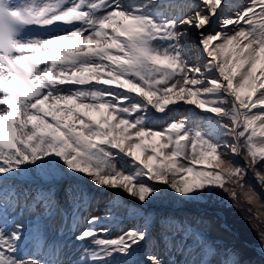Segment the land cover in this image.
Masks as SVG:
<instances>
[{"label": "snow or ice", "instance_id": "snow-or-ice-1", "mask_svg": "<svg viewBox=\"0 0 264 264\" xmlns=\"http://www.w3.org/2000/svg\"><path fill=\"white\" fill-rule=\"evenodd\" d=\"M249 172L264 189V0H0V264H164L140 259L157 230L169 251L181 235L183 264H254L188 219L145 211L222 194L260 205ZM70 177L122 191L141 222L114 233L111 202L81 215L91 198L72 185L69 221L58 182Z\"/></svg>", "mask_w": 264, "mask_h": 264}, {"label": "rangeland", "instance_id": "rangeland-1", "mask_svg": "<svg viewBox=\"0 0 264 264\" xmlns=\"http://www.w3.org/2000/svg\"><path fill=\"white\" fill-rule=\"evenodd\" d=\"M237 2L239 4H246L247 0H237ZM257 11H258V8H257ZM215 27L216 26L214 25V28ZM229 29L231 30V26H229ZM193 37H195V36H192L189 38V43L193 42ZM189 43L186 45V49L189 46ZM196 51H197V53H196ZM198 54L200 56V46H199L198 42L196 41V49L194 51H190L189 54L186 53L185 56H186V58H188L190 60V62L195 63L197 61V59H199ZM189 55H191V56L189 57ZM191 57H193V58H191ZM179 111L181 113H186L185 108H182ZM176 118L178 119L179 116H177ZM199 124H200V122L198 120H196L195 118H193L191 123H190V126H197ZM157 127H160V125H157ZM235 158H234V161H236ZM250 182H252V181H250ZM78 184L80 185L79 178H77L76 181H74V183H72V184L69 183V185L73 186V191H75ZM250 184L254 188L255 183L252 182ZM100 190H101V188H100ZM99 192H100V194L96 198V204H95L96 206L93 208V212H91L88 215L105 214L106 210H107V208L111 202L113 215L117 216V217H123L124 218L123 224H116L113 227L114 233L120 232L122 229L126 230L127 226H129V225L136 226L141 222L139 218H137L135 220L128 218V210L132 207H139L137 201L133 200L131 197L127 196L125 193H123L122 191H119V190H111L110 191V190L105 189V190H101ZM63 194H64L63 199H65V197H66V199L64 200V202L62 204V209L64 212L66 211V213L68 214V217L70 216V220H71V216H72V212H73L72 211L73 210V207H72L73 201L68 199L65 193H63ZM74 194L75 193L73 192V195ZM67 200H70V203H68ZM155 204L154 205L150 204L148 206L149 209H147L145 211H150L151 213H157L155 215V217L159 218V217H167L173 211L179 212L180 210H182V208H183L182 204H184V202L177 200V199H170V200L162 203V204H164V207L163 206H161V207L157 206L158 203H155ZM158 218L156 219L157 221H158ZM167 230L169 232H175V227L172 226V227L168 228ZM200 231L203 232L204 230L200 229ZM180 239H181V235H176V237L172 241V245H171L172 250L169 251L168 248H166L165 244L159 239V231L157 230V232L155 233V237H150L149 241L146 242L145 245H143L141 247L140 256H143V258H140V259L141 260L144 259L145 253H151V254H154V255L158 256L159 258H161L163 260L164 264H173V262H175V264H183V262L186 259L191 258V255L186 256V255H184L178 251L177 244L179 243ZM189 243H191V241H189ZM194 255H196V258L198 260L201 259V254L199 253V250ZM220 259H221V257L213 256V258H212V260L214 262L213 264H217V262Z\"/></svg>", "mask_w": 264, "mask_h": 264}, {"label": "trees", "instance_id": "trees-1", "mask_svg": "<svg viewBox=\"0 0 264 264\" xmlns=\"http://www.w3.org/2000/svg\"><path fill=\"white\" fill-rule=\"evenodd\" d=\"M249 182L250 180L246 178L245 187L252 186L250 184L252 182ZM254 188L260 197V205H264V197L259 194L255 185ZM222 196V202H218L217 204L208 207V209L221 211L224 214L229 226L237 230L240 237L242 236L241 238H246L254 245H260L258 231H260L261 228H264V224H261L259 220H256L254 214H264V207H261L260 205H247L244 201H241L240 207H236L234 206V202L226 194H222ZM200 207L201 206L198 205L184 203V220L188 219L194 228L203 229L204 233L208 235V237L213 240L220 241L223 248L231 247L237 249L242 253L243 259L249 260L248 255H246L247 253L254 257V264H264V258L258 255L252 248L238 242L233 233L222 226L220 218L218 215L214 214L213 211L196 213L195 210ZM248 208H251L252 211L249 212ZM197 219L200 220L199 224L196 223ZM253 224L257 225V227L254 228Z\"/></svg>", "mask_w": 264, "mask_h": 264}, {"label": "bare ground", "instance_id": "bare-ground-1", "mask_svg": "<svg viewBox=\"0 0 264 264\" xmlns=\"http://www.w3.org/2000/svg\"><path fill=\"white\" fill-rule=\"evenodd\" d=\"M193 49H195V47H193ZM202 55V53H201V51H200V56ZM199 56V57H200ZM82 180H83V182L84 183H87V184H89L90 186H91V188H93V187H95L93 184H91V182H89V181H87L86 179H84L83 177H81V181L80 182H82ZM63 181V180H62ZM81 188H79V190H83V191H85L83 188H82V186H80ZM92 189H90L88 192H90ZM98 190H100V188H98ZM101 190H104V189H101ZM62 191L61 190H59V192H58V197H59V200H60V202L62 201ZM98 197V193H96V197H95V199Z\"/></svg>", "mask_w": 264, "mask_h": 264}, {"label": "water", "instance_id": "water-1", "mask_svg": "<svg viewBox=\"0 0 264 264\" xmlns=\"http://www.w3.org/2000/svg\"><path fill=\"white\" fill-rule=\"evenodd\" d=\"M248 177H249L250 179H254V178L251 177L250 175H248ZM255 180H256V179H255ZM256 182H257V181H256ZM257 186H258L260 192L264 194V189H261V187L258 185V183H257Z\"/></svg>", "mask_w": 264, "mask_h": 264}]
</instances>
